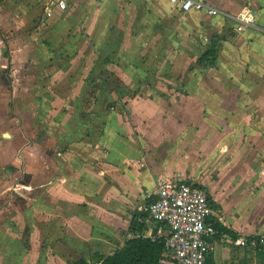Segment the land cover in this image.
<instances>
[{"label": "crops", "instance_id": "1", "mask_svg": "<svg viewBox=\"0 0 264 264\" xmlns=\"http://www.w3.org/2000/svg\"><path fill=\"white\" fill-rule=\"evenodd\" d=\"M202 1L216 13L130 0L144 11L138 37L121 24L122 41L96 31L99 15L74 33L54 12L43 17L53 26L10 30L0 20V165L12 155L27 180H44L48 197L30 220L3 217L9 204L0 198V264L111 254L161 180L177 173L208 192L227 230L211 238L206 264H264V0ZM248 10L254 22L237 31ZM166 18L179 25L148 26ZM198 31L206 41L190 56ZM213 43L214 59L201 63ZM137 46L145 56L136 62ZM144 223L149 237L146 215Z\"/></svg>", "mask_w": 264, "mask_h": 264}, {"label": "rangeland", "instance_id": "2", "mask_svg": "<svg viewBox=\"0 0 264 264\" xmlns=\"http://www.w3.org/2000/svg\"><path fill=\"white\" fill-rule=\"evenodd\" d=\"M49 1L50 0H0V20L5 22L7 26L5 27L10 30L17 28V23H20L23 28L29 29L36 28L37 24L39 23L47 24L46 26H53L54 19H49L48 21L44 19L45 7L49 3ZM125 1H128V4H126ZM65 2L66 8L61 12V14L58 13L54 8L55 5H52L51 8L54 12V15L57 13V15H59L60 17L62 15L67 17L66 20L68 21L67 24L69 33L82 31L83 21L88 22V20H90L89 24H91V22L93 23L95 21L91 18L95 15H99L100 18L97 23L98 29L96 28V31L99 30L101 34L105 33L107 35L106 38H109L111 36L112 39H117L116 34H118L119 39L121 38V41L123 39L122 33L125 32L121 24L123 23L124 26L128 28V30L132 32L135 31L134 35H137L136 31L140 28V26L136 17L138 16L140 11H144L143 8H139L140 5L133 3L131 4L130 0H65ZM163 2V4H169V2H167L166 0H163ZM124 11H126V15L128 17L127 19L123 20L116 18L117 16H122V13ZM151 11L152 10L149 9V12ZM108 13H111L110 19L108 18ZM70 17H77L79 19L76 18L73 20L70 19ZM156 20L154 21L153 19H151V21H148V26H153L154 22L155 24L156 22L157 24L161 23L162 28H172L171 25H173V27H177V25H179L178 20L172 18H166L161 20L160 22ZM90 27L95 29V25H90ZM107 29H109L111 32H107ZM230 30L231 29L228 30V33L230 32ZM199 32L202 31H198V33L196 32L194 34L196 39V52H194L195 50H193V52L191 51L189 53L190 56L199 53L204 47L206 37ZM198 34L202 35L199 36ZM166 36L168 35L162 34L163 38H166ZM86 40L89 41L88 39ZM131 45H135V43H132ZM130 49L131 51L129 53L133 55L132 60L137 62L140 59L144 58L145 54L144 56L142 55L143 53L140 49H138V46L137 49L135 47ZM105 53L107 52L105 51ZM185 53L186 52L180 51L181 55ZM105 56L107 57V55H104L103 58ZM153 58L154 60H157L156 57L153 56ZM4 73H9V67L5 69ZM114 101L115 100H107V102L109 103H113ZM15 156L17 157V154H15ZM11 157L13 156L11 155ZM11 157H8L10 158L9 160H3L2 165H0V192L2 193L0 198H3L2 200L4 201L5 206L9 204V210L8 212L6 210L7 213L5 212V214H3V217L13 218L15 220H17L18 218L21 220H30L33 216V211L37 209L40 203L42 201L48 202V197L43 194L42 186H39V183L44 182V180H41L39 178H29L27 180L29 176L27 177V172L22 169L21 162H17V166H20L17 168L12 163H10ZM43 167L46 168L45 165ZM44 168L42 169L43 173L45 172ZM134 197L135 196L133 195H129L126 197V199L132 200ZM136 204L138 203H135V205ZM93 212L95 214V211ZM122 220L124 222V218H122ZM28 231L29 227L22 228V236L24 237L23 239H27L29 235ZM93 254L94 251H90L89 255H87L86 253V256H88V260L95 261V255Z\"/></svg>", "mask_w": 264, "mask_h": 264}, {"label": "built area", "instance_id": "3", "mask_svg": "<svg viewBox=\"0 0 264 264\" xmlns=\"http://www.w3.org/2000/svg\"><path fill=\"white\" fill-rule=\"evenodd\" d=\"M182 12L205 10L215 14L216 9L202 0H167ZM66 8L65 0H56L45 7V17L53 13L51 5ZM237 31L254 22L249 10L237 16ZM141 209V208H140ZM143 211L153 226L150 238H164V248L158 264H206L211 250V238L217 232L216 213L208 192L195 184L183 181L179 174L161 180L156 198ZM238 243L244 244L243 240Z\"/></svg>", "mask_w": 264, "mask_h": 264}, {"label": "trees", "instance_id": "4", "mask_svg": "<svg viewBox=\"0 0 264 264\" xmlns=\"http://www.w3.org/2000/svg\"><path fill=\"white\" fill-rule=\"evenodd\" d=\"M215 43L204 50L199 57V61H212L214 59L216 49ZM155 199L151 195L147 198L150 202ZM145 212L136 213L132 219L129 227L131 236H129L121 247L117 248L111 254H101L95 261L79 258L73 264H94L100 262L101 264H158L161 252L164 248V238L152 239L142 234L144 226ZM217 231H227L219 224L216 225Z\"/></svg>", "mask_w": 264, "mask_h": 264}, {"label": "water", "instance_id": "5", "mask_svg": "<svg viewBox=\"0 0 264 264\" xmlns=\"http://www.w3.org/2000/svg\"><path fill=\"white\" fill-rule=\"evenodd\" d=\"M96 264H101V263H96Z\"/></svg>", "mask_w": 264, "mask_h": 264}]
</instances>
